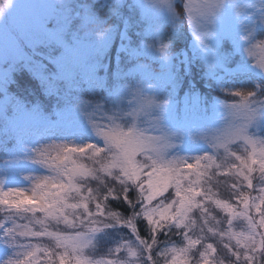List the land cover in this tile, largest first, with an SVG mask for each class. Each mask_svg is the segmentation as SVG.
<instances>
[{
    "label": "rangeland",
    "instance_id": "1",
    "mask_svg": "<svg viewBox=\"0 0 264 264\" xmlns=\"http://www.w3.org/2000/svg\"><path fill=\"white\" fill-rule=\"evenodd\" d=\"M60 2L13 0L12 15L7 16L8 12H5L0 17V89L11 81L15 68L27 61L34 72H46L40 78L55 81L52 84L62 82L57 84L61 87L57 90H68L67 97L73 96L75 100L66 102L69 112L56 126L43 119L45 111L39 112L43 107L22 109L17 116L9 118L2 113L5 100L0 101V118H7L1 124L4 128L0 127L2 140L13 142V138L24 136L29 130L34 135L37 129L47 125L35 142L26 138L17 145L20 154H14L11 160L4 158V165L6 161L11 165L3 170L0 167V190L22 191L30 197L38 180L54 177L58 183H67L69 173L74 172V183L80 192H69L63 199V208L58 206L50 215L39 210L23 212L17 208L14 194L7 197L11 207L7 203L0 206L7 213L0 227V264L9 259L25 261L23 245L29 243L38 246L40 251L54 254L58 264L61 254L66 257L65 264H76L77 257L92 261L119 259L124 264L133 261L135 264H153L147 260V252L139 258L129 256L126 250L111 253L121 245L138 243L139 237L134 227L137 213L142 211L138 189L131 186L126 193L132 192L135 198L129 209L133 212L129 211L128 217L117 213L119 219L110 221L108 212L114 211L104 203L103 195L111 188L113 192L108 198L119 199L123 193L122 185L99 170L102 165L109 164L118 151L114 145L111 152L106 150V135L128 131L141 138H152L156 152L149 149L146 154L157 159L158 164H178L184 172H189L187 165L192 164L189 180L197 181L195 173H202L198 190L208 192L211 197H196L207 213L202 216L201 209L194 207L189 213V219L195 222L190 229L166 226L158 230L157 242L151 252L155 264H173V254L164 250L184 247L187 243L185 232L193 239H203L186 258L177 255L175 264H183L185 259L187 264H203L200 253L209 243L215 249L208 254L209 264H245L243 256L237 261L224 247L228 244L232 251L243 253L244 249L237 248L235 239L214 236L208 228L218 233L228 231V220L231 219L232 232L246 233L248 223L239 214L243 211L239 193L257 197L259 189L264 187V173L256 165L250 177L253 187L248 188L247 182L238 175L240 161L235 158L259 159L264 152V69L257 65V60L264 57V49L255 48L253 56L248 52L251 45L264 41V0H231L221 13L217 0H171L170 5L163 0H116L119 4L108 5L113 9V16L121 15L123 25L119 29L105 26V21L95 17L91 3L83 7V0L78 3L70 0L73 3L71 9L62 10L59 5L51 7ZM186 4L192 5L191 18ZM86 11L98 22H84L79 13ZM136 26L144 30L143 36L149 43L142 42L139 48L134 46L135 62L124 70L123 66L131 61L127 56L129 37L125 30ZM183 35L186 46L176 53L171 52L167 39L181 40ZM240 73L260 80L237 76ZM235 75L233 83L236 85L233 86L230 81ZM247 79L256 82L254 84L258 82L261 87L251 88ZM108 83L115 93L111 106L107 107L100 100H90L95 89L105 87L107 90ZM228 84L231 86L227 87ZM237 92L254 94L250 99L255 103L250 107L256 111L255 119L246 120V109L234 107L241 104L242 96H237ZM149 98L152 105L141 110L140 101ZM244 126L246 132L241 133ZM9 134L16 136L10 140ZM89 144L94 146L93 149L84 147L83 152L79 151L80 147ZM65 148H76L77 151L68 152ZM96 148L100 151H95ZM39 149H46L42 157L44 163L37 156ZM205 157L209 159H203ZM198 158H201L199 168L196 167ZM136 160L143 162L145 157L138 154ZM116 171L113 169L114 174ZM89 172L97 178L88 175ZM89 189L96 200L82 199L89 195ZM173 199H176L175 191L169 187L157 196L153 206ZM216 200L233 205L235 213L230 216L214 203ZM85 202L94 215L89 216L83 207H70ZM97 202L104 203V216L95 215L96 211L90 207L96 206ZM33 204L38 205L39 201H33ZM249 215L256 221L260 219L254 208ZM205 216L208 219L206 226ZM38 220L43 224L37 223ZM109 222V226H105ZM16 225L22 226L20 230L27 226L32 231L46 230L61 235L81 233L84 235L80 243L87 246L73 252L71 247H57L55 239L47 235L13 238L7 230ZM160 231L167 238L163 245H160ZM144 240L151 243L150 237ZM40 251L27 259L32 264L37 263ZM257 264H264L259 254Z\"/></svg>",
    "mask_w": 264,
    "mask_h": 264
},
{
    "label": "snow or ice",
    "instance_id": "2",
    "mask_svg": "<svg viewBox=\"0 0 264 264\" xmlns=\"http://www.w3.org/2000/svg\"><path fill=\"white\" fill-rule=\"evenodd\" d=\"M163 2L169 5L171 4V0H163ZM51 7L56 8L55 5H52ZM191 7V4L185 5V8L189 10L190 18ZM205 7H213V5H205ZM11 8L12 4L9 2V0H0V13L4 15L5 12H8L7 16H10L12 15L10 11ZM83 20L84 22L90 24L98 22L88 11L83 14ZM249 35H251V33H249ZM245 39H247V37ZM257 47L264 49V41L249 47L248 52L250 56L254 55V49ZM257 65L261 69H264V57H261L257 60ZM236 95L242 96V99L241 104L239 106L234 105V107H243L246 109V120L251 121L255 119L256 111L254 107H250L251 104L255 103V101L250 99V97H252L254 94L251 92L246 94L237 92ZM152 103L153 101L150 98L141 100V110L149 108ZM240 132H246L245 126L240 130ZM105 145L106 150L109 152L112 151L113 145L116 149H118V151L113 154L112 161L107 165H102L99 170L104 172L107 176H112L114 179L119 180V183L122 185L121 191L124 193L125 199H127L126 193L131 186H134L136 189H138V202L142 205V211L139 213V215L143 216V218L147 220L151 233V243L138 237V243L133 242L132 244L121 245L120 247L112 250L111 253H119L126 250L129 256L139 258L140 256H143L145 252H147L149 253L147 260L153 261V264H155L151 252L153 245H155L157 242L156 233L158 230H161L166 226H174L177 229H190L195 223L189 219V213L194 207L201 209L202 216L207 213V209L196 200V197L199 196H204L209 199L211 198L208 192L198 190V179L202 173L196 172L195 175L197 176V181H190L189 177L192 175L190 171L193 168L192 164L187 165L189 172H184L178 164H158L157 159H154L152 156L146 154L149 149H151L153 152H156V149H154L152 146V138L138 137L132 131L115 132L114 134L106 135ZM220 146L223 147L224 145ZM84 147L93 149L94 146L91 144L82 146L80 147L79 151L83 152ZM65 151L76 152L77 149L65 148ZM95 151L99 152L100 149L96 148ZM45 152L46 149H39L37 151V156L43 163L45 161L42 159V157L45 155ZM138 154L145 157L143 162L136 160V156ZM252 155L255 156V153ZM235 158L240 161L238 175L242 176L243 180L247 182L248 188H252L253 182L250 177L251 173L255 170L254 166L258 165L259 171L264 173V152L260 154L259 159H243L240 156H236ZM65 159H67V157H65ZM199 159L201 158L197 159V168H199ZM203 159L209 158L205 157ZM113 169H117L115 174L113 173ZM87 174L93 175L94 179L97 178L91 172ZM74 179V172L69 173L67 183H58L54 177H44L38 180L30 197L25 196L22 191H15L13 193L12 190H9L8 192L0 190V204L7 203V197L14 194V196L17 198L15 202L19 210H22L23 212H35L36 210H39L50 215L52 210H56L58 206L59 208H63V199L69 192H80V188L75 185ZM186 181H188L187 186H185ZM169 187L174 188L176 199H173L166 204L161 201L153 206V201L157 198V196L165 192ZM233 187L235 188L236 186L234 185ZM112 192L113 190L108 188L107 195L104 196V200H107L108 196L112 195ZM259 193L260 195L257 197L245 195L243 192L239 193L240 200L243 205V211L239 214L242 215L248 223V230L246 233L237 234L232 232L231 219L228 220V224L230 226L228 231L218 233L213 228H208V232L212 233L214 236L219 235L221 238L228 236L229 240L235 239L237 248L244 249L243 253L239 251H232L228 244H225L224 247L231 251V254L236 257L237 261H239L241 256H243L245 264H257V254H259L260 258L264 260V208H262V205H264V187L259 189ZM82 199L85 201H94L96 200V197L92 195V190L89 189V195L87 197H83ZM33 201H39V204L34 205ZM214 203L218 207H222L225 211H227L230 216L235 213V209L231 204L221 202L219 200L214 201ZM70 207H83L85 213H87L89 216L94 215L89 211L87 202L82 204H72ZM253 208L260 215L259 221H256L252 216L249 215V211ZM95 215H105V207L103 206L102 202L96 203ZM108 219L110 221L118 220L119 216L115 212H108ZM36 222L43 224V221L38 220ZM169 222H171V224H169ZM127 223L131 224L132 221H128ZM207 223L208 219L205 216L204 225L206 226ZM109 224L110 222L105 223V226H109ZM0 227H2V225H0ZM21 227L22 226L20 225H16L14 228L8 229L7 232L12 234L13 238H15L17 235L23 237H42L47 235L55 239L57 247H64L65 249L71 247L73 252H77L81 247L87 246L86 243H80L82 236L84 235L81 233H77L75 236H69L51 233L46 230L32 231L30 228H27V226H23V230H20ZM93 231H96V229H93ZM201 231L203 232V228ZM184 239L187 241L184 247L179 249L174 247L166 248L164 250L165 253L171 252L173 254V264H175L177 255L186 258L189 252L195 248L196 245L201 244L203 237L193 239L188 235L187 232H185ZM23 247L26 249L24 252L25 261L9 259L5 262V264H32V262L27 258L34 257L35 253L41 249L38 246H34L30 243L23 245ZM214 251L215 249L213 248L212 244L209 243L204 246V251L200 253L203 264H209L208 254ZM161 254L163 255L164 253ZM65 258L66 257L64 254L60 255V264H65ZM76 264H124V262L120 261L119 259L92 261L77 257ZM132 264H135V261H133ZM183 264H187L186 259L183 261ZM197 264H199V262H197Z\"/></svg>",
    "mask_w": 264,
    "mask_h": 264
},
{
    "label": "trees",
    "instance_id": "3",
    "mask_svg": "<svg viewBox=\"0 0 264 264\" xmlns=\"http://www.w3.org/2000/svg\"><path fill=\"white\" fill-rule=\"evenodd\" d=\"M90 5L92 7L91 9L92 12H94V16L105 21L106 23L105 26H109L110 28H116V29H119L120 27H122L123 24H122V19L120 18L121 15L119 17L118 15L113 16L112 14L114 12L112 13V11L111 12L109 11L110 6L108 4H105L103 8H101L98 3L96 4L91 3ZM93 8H95L97 11H93ZM134 9L135 8H133V10ZM124 10L126 12V8H124ZM129 14L131 13L129 12ZM111 23L114 25H112ZM125 31H126L125 33L129 37V40H128L129 42L126 47V48H129L127 52V56L129 60L131 61L128 64L124 65L123 69L128 70L126 66L130 67L135 62L134 57L136 53L134 51L136 49L134 48V46L136 45L139 48L142 42L149 43V40L143 36L144 30H141L140 27L138 26H136L135 28L129 27ZM170 38L171 37H169L167 40L171 44L169 47L171 52L176 53V51H180V48L186 46L185 35L181 37V40L171 39L170 41ZM123 61L124 59L122 58L120 62L122 63ZM26 63L28 62L25 61L23 62V64L19 65V67L15 68V71L12 72L11 81H9V83L6 85L4 89H0V101L5 100L4 110L2 113L5 114L7 117L11 118V117L17 116L18 113L22 109L31 110L30 108H34L37 106H38V109L43 107L42 111H39L41 113L45 111L43 113L45 115L44 116L42 115L43 119H45L47 122H49V124H52L53 126L59 125L60 123L64 121L63 117L69 112V110L67 109L69 104H67L66 102L75 101L73 99V96L67 97V94H69L70 92H68V90L66 89L61 90V91L57 90V87L61 88L60 85L57 86V84H60L62 82H59L57 84H52V82H55V81H48L44 78H40V77H44L46 72H42V73L34 72L33 69L29 67ZM108 67H110V65H108ZM192 72L193 71H191L190 73L191 77L193 76ZM237 76H243V77L250 78L253 80H260L259 77H254V76L251 77L245 73H240ZM78 77L80 78V76ZM235 80H236V75L230 81L231 84H233V86L236 85L235 83H233ZM247 81H248V85L251 88H253L252 86L261 87L259 86L258 82L257 84H254L256 82L252 81L251 83V80L249 79H247ZM109 86H111V83H108L107 90H104L105 87H102L100 89H95L94 90L95 94L92 96L90 100H96V101L100 100L103 104L105 103L107 107L111 106L112 105L111 103L114 100V96L112 95H114L115 93L113 92V89H111ZM230 86L231 85L229 84L227 85V87H230ZM84 96L85 94L81 97H84ZM56 97H58L57 100H55ZM58 101H61V102H58ZM73 106H75V104H73ZM5 120H7V118L1 116L0 127L2 129L4 127H2L1 124L5 122ZM46 126L47 125H44L40 129H37L34 132V135L31 133L30 130L26 131L24 136H17V138H13L16 135L9 134L10 135L9 139L11 140V138H13L12 139L13 142L2 140L3 138L0 136V167L2 166L1 167L2 170L8 169L7 166L11 165V164H8L7 161L5 162L6 164L4 165V158L5 159L8 158L7 160H11L12 156H15L14 154L20 152L17 145L21 141H25L26 138L34 139L37 136V134L40 133L41 130L46 128ZM2 129H0V134L1 132H3L1 131ZM131 193L128 192L127 199L124 198V193H121L120 198L117 200H112L110 198H108L107 200H104V196L107 195L105 193L103 195V201L107 205V207L112 209L114 212L128 217L129 211L130 213L133 212V210H129V209L130 207H133V203L135 201V198L132 196ZM4 205L5 203H3L2 205L0 204V206H4ZM7 205L11 207V204L9 202H7ZM90 207H92L96 211L95 209L96 206H90ZM5 214L7 213L4 212L3 209L0 208V225L3 224L1 220L4 219L3 217ZM137 215H138L137 216L138 218L134 226L136 233L141 239H147L151 235L150 226L148 222L145 221L146 219H144L143 216L139 215L138 213ZM39 217H42V215ZM38 219L41 220V218H38ZM1 234L2 232L0 230V240H1ZM165 236L166 235L163 234L161 231L159 232V237L161 240L160 245H163L164 243H166L167 238ZM0 247H1V244H0ZM35 264H58V260L57 258H55L54 254L45 253L44 251H40L39 260ZM157 264H161V263H157Z\"/></svg>",
    "mask_w": 264,
    "mask_h": 264
},
{
    "label": "clouds",
    "instance_id": "4",
    "mask_svg": "<svg viewBox=\"0 0 264 264\" xmlns=\"http://www.w3.org/2000/svg\"><path fill=\"white\" fill-rule=\"evenodd\" d=\"M9 2L12 4L13 0H9ZM79 0H75V3H78ZM231 2V0H217V7L219 9V13H221L226 5H228ZM89 3L96 4L98 3L101 8L104 7L105 4L113 5V4H119L116 2V0H83V7H87ZM73 3L70 2V0H61L59 4H56L55 6L57 7L58 5L61 7V9H71V5ZM93 11H97L95 8H93ZM109 11H113V9L110 7ZM80 15H83L84 13H79ZM98 14V12H97ZM2 13H0V17H2ZM103 18V17H102Z\"/></svg>",
    "mask_w": 264,
    "mask_h": 264
}]
</instances>
